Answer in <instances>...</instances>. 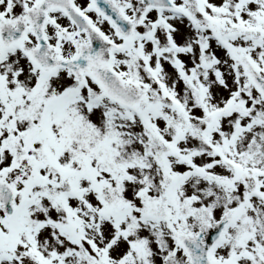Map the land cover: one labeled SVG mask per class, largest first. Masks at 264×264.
Masks as SVG:
<instances>
[{"label":"snow or ice","instance_id":"snow-or-ice-1","mask_svg":"<svg viewBox=\"0 0 264 264\" xmlns=\"http://www.w3.org/2000/svg\"><path fill=\"white\" fill-rule=\"evenodd\" d=\"M0 264H264V0H0Z\"/></svg>","mask_w":264,"mask_h":264}]
</instances>
